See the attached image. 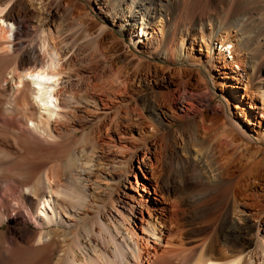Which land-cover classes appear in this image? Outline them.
<instances>
[{"label": "bare ground", "instance_id": "bare-ground-1", "mask_svg": "<svg viewBox=\"0 0 264 264\" xmlns=\"http://www.w3.org/2000/svg\"><path fill=\"white\" fill-rule=\"evenodd\" d=\"M20 1L0 0V264H252L254 251H247L251 245L250 224L245 217L239 224L230 212L236 213L238 205L243 210L245 197L258 194L248 189L264 180V155H252L248 163L238 164L244 149L237 147L235 156H223V131L208 126V114L203 113L198 121L183 125L185 146L189 147L191 141L199 153L195 159L186 156L183 160L184 173L193 181L184 179L176 197L166 194L158 184L156 191L165 205L161 213L154 212L147 203L148 195L138 189L142 183L138 170L144 173L147 167L152 168L144 156L136 165L130 157L119 167L132 174L134 179H127L139 197L122 188L115 172L104 174L106 165L100 162L106 156L103 148L114 152L131 149L115 136L122 133V124L133 121L120 110L129 107L130 103L123 102L133 97L131 74H119L112 63L105 68L110 73L106 77L104 71L98 73L93 66L82 69L81 63H87L88 57L99 56L104 61L109 56L95 39L93 49L89 53L88 48V56H84L83 45L73 46L76 41H69V34L62 35L64 27L60 24L52 31L42 28L36 41L24 45L22 35L29 19L15 10ZM35 1L31 5L43 18L49 14L57 18L64 2ZM66 1L70 5L71 1ZM116 1L119 11H103L113 18H122L125 13L124 28L139 22L134 9L141 11L145 21L168 16V36L157 54L167 63H195L185 45L197 31H207L209 42L220 40L221 49L232 57L240 52L256 62L263 56L258 53H264V33L258 34L255 28L263 22L264 0ZM122 2L126 10L120 6ZM104 29L100 27L98 35ZM225 58L222 54L209 56L204 63L207 68H216L218 61L228 67ZM141 66L143 71L149 68V64ZM158 68L154 64V70ZM9 82L11 92L7 90ZM261 91L264 97V86ZM186 103V114L199 111L192 96H187ZM80 106L84 115L78 113ZM133 109L136 120L144 119L153 126L162 123L153 109H147L149 116L142 115V108V113ZM89 114L103 115L105 120L102 127L91 131L94 138L89 137L91 132L70 137ZM100 127L104 138L97 135ZM69 138L89 141L90 150L76 156ZM98 149L101 153L97 156ZM149 149L145 148L143 155ZM116 156L110 155L111 162L120 165ZM133 156L139 159L137 153ZM100 179L114 184L104 185ZM95 189L105 191L99 202L92 198ZM88 208L93 209L92 215H88ZM189 212L210 229L193 237V230L186 225ZM262 212L263 204L256 216ZM138 213L139 223L133 218ZM259 246L264 252V235L259 236ZM57 250L60 253L56 254Z\"/></svg>", "mask_w": 264, "mask_h": 264}, {"label": "rangeland", "instance_id": "rangeland-1", "mask_svg": "<svg viewBox=\"0 0 264 264\" xmlns=\"http://www.w3.org/2000/svg\"><path fill=\"white\" fill-rule=\"evenodd\" d=\"M59 1L62 0H53L55 3ZM63 1L61 12L57 18H54L51 14L44 18L40 16L39 11L31 5V3H37L35 0H22L18 2L15 5V10L25 13L29 19L28 28L24 30L22 40L24 45H29L37 40V35L42 28L52 31L54 26L56 27V24H60L64 27L62 35L67 36L69 34L67 36L68 40L76 41L73 46L77 45L76 43L81 46L83 45L82 53L84 56H88V52L90 53V49H93L95 41L100 45L101 51L106 56H109L104 61L99 56L97 58L88 57L87 63H81L82 69L85 70L86 68L88 70L89 66H93L98 73L104 71L106 74H104V77H106L110 73L105 68L108 64L112 63V69H116L117 72L119 71V74H131L130 87L132 88L133 97L129 100L126 98L123 105L130 103V106L120 110L122 114L126 113V115L130 116L129 118L133 121L122 124L120 127L122 133L115 134L116 138H119V142L127 144L131 149L124 150L123 152H114L112 148H103V156H106L100 161L101 163L103 161L106 165L102 172L104 174L115 172L116 178L124 190L135 197H139L136 188L127 179V176H130L133 180L132 174L129 171L120 170L119 167L124 166V162L130 157L133 158L131 159L132 165H136L144 156L145 161L149 164L151 163L154 166L151 165V167L155 170H152L150 167H147L144 173L138 170V175L142 181V183L138 184V189L141 193L148 195L147 203L152 207V210L156 213H161L165 203L163 202L162 195L156 191L158 184H161L166 194L176 197L181 193V185L184 179L189 182L193 181L191 175L189 176L186 175V172L184 173L185 166L183 160L186 159V156L195 159L199 153H197V147L191 141L189 143L190 148L185 146L183 125L188 121H198L202 114L206 112L209 118L207 120L208 126L215 128L217 131L220 129L219 132L223 131L221 138H224L225 141L222 140L223 145L220 148L223 156H235V148L237 147L238 149H244L243 155L241 158H238V164L248 163L252 159V155H257L258 158L264 155L261 152L264 151V135H262V132H264V97L261 91V88L264 86V53H258L263 54V56L256 62H252L251 57L240 52H235V57H232L233 54L221 49L222 43L220 40L213 41V43L209 42L207 31L204 33L197 31L191 35L185 45V51L195 63L191 65L187 63H167L159 58L157 54L168 36V16H162V18L160 16L145 21L141 11L134 9L135 17L139 22L133 26L127 24L124 28L122 24H126L127 22L124 20L125 13L122 18H113L105 13L107 8L111 12L118 10L116 7L118 1L116 0H111L110 2L109 0H98L90 1V3L84 0H70V5L66 0ZM120 6L126 10L125 7L127 5L125 2H122ZM262 19L263 22L261 20L259 27L255 28L258 34L264 33V17ZM141 22L146 24H141ZM102 26L105 28L104 32L98 35L99 29ZM92 37H94L92 39L93 42L91 41ZM87 49L89 50L88 52H86ZM220 54L225 56V59L229 61L228 67H223V64L219 61L216 68H207L205 66L204 61L209 56L217 57ZM234 61L239 62L235 63ZM140 64H149V68L143 71ZM154 64L159 66L157 71L154 70ZM7 90L9 92L12 91L11 82L8 83ZM187 96L193 97L198 107V112L191 111L189 115L186 114ZM83 108V106H80L78 113H85ZM133 108H138L139 110L142 108L144 113L140 110L142 115L148 116L147 109L155 110L161 116L162 123L154 124L153 126L149 125V122L144 119L140 121L136 120L137 117L134 115ZM104 112L110 113L112 109H105ZM103 118V115L101 117H95L92 114L87 115L86 118L80 120L81 125L77 129L76 134L70 137H80L84 133L90 134L91 131H94V127H102L103 121H105ZM101 127L100 130L98 129L97 135L101 134V137L104 138ZM155 128H157V131ZM89 137L94 138V132H91ZM73 139L71 140L70 147L73 149L71 151L75 152V155L77 154L76 156L90 150L89 141L80 142ZM79 144L82 145L79 147ZM81 148L87 149L83 151ZM145 148L150 149L143 155ZM187 148L190 150H187ZM131 150L134 151L131 152ZM96 151V155H100L101 151L99 149ZM135 153L139 155V159L133 156ZM110 155H117L116 157L121 161V164L118 165L111 162ZM113 166L116 170L111 168ZM94 168L97 169V167ZM153 171L155 172L153 173ZM103 180L100 179L104 185L110 182ZM110 183L114 184V182ZM252 188H249L250 190L248 189V191L251 193L257 191L256 193L258 194L246 196L244 199L246 206L242 208L243 210H239L240 206L238 205V211L236 210V213L230 212V217L239 224L244 223L243 217L247 219L250 224V234H248V237L251 244L247 251H254L251 256L253 258L251 262L252 264H264V252L259 246V236L264 235V180H262L261 185H255ZM104 196L105 191H97L95 189L92 198L94 201L99 202L100 198ZM262 204L263 212L257 217L256 212ZM88 210V215H92L93 209L88 208ZM144 215L148 217L146 211ZM133 218L138 223L141 222L139 213ZM186 225L193 230V237H197L210 229L207 223H203L192 212H189L186 217ZM224 250L221 249V253H226V250ZM58 253H60L59 250L56 251V254Z\"/></svg>", "mask_w": 264, "mask_h": 264}]
</instances>
